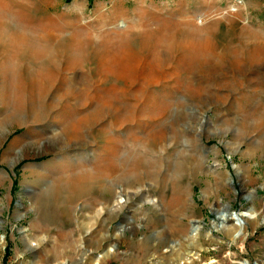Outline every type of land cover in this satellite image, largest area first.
<instances>
[{
	"label": "rangeland",
	"instance_id": "obj_1",
	"mask_svg": "<svg viewBox=\"0 0 264 264\" xmlns=\"http://www.w3.org/2000/svg\"><path fill=\"white\" fill-rule=\"evenodd\" d=\"M0 174V264H264V0H0Z\"/></svg>",
	"mask_w": 264,
	"mask_h": 264
},
{
	"label": "bare ground",
	"instance_id": "obj_2",
	"mask_svg": "<svg viewBox=\"0 0 264 264\" xmlns=\"http://www.w3.org/2000/svg\"><path fill=\"white\" fill-rule=\"evenodd\" d=\"M2 26V25H1ZM14 37V36H13ZM47 38H49V37H47ZM15 39V38H14ZM146 40V39H145ZM144 39H143V41H145ZM16 42V41H15ZM73 42H74V40H73ZM76 43H79V42H76ZM75 44V43H74ZM79 45V44H78ZM70 64L71 65H74L75 64V62L74 61H70ZM35 173H36V171H35ZM34 173V174H35ZM2 178V175L0 174V179ZM76 179L78 178V177H75ZM76 179H73V181H76ZM88 191V189L86 188V190L84 191L85 193ZM167 202V204L168 205H177V203L179 202V198L177 197V196H173V195H171V198L168 200V201H166ZM121 203L118 201L117 202V206H121L120 205ZM163 205H165V204H163ZM166 206V205H165ZM46 208H50V205H47L46 206ZM247 216V215H246ZM234 219L237 221V224L235 225H232L229 229H228V231H229V234L230 235H232V237H233V239L235 240L237 237L235 236V235H240L242 232H244L245 231V227H246V225H247V221L242 217V216H238V215H235V217H234ZM197 230V228H195V231ZM200 233V232H199ZM197 235H193V238H191V239H194V241L196 240V237ZM2 241H3V238L2 237H0V245H1V243H2ZM195 248L196 247H199L200 248V246L199 245H196V246H194ZM195 254H196V252L195 253H193V250H191L190 252H189V254H188V256L189 257H194L195 256ZM187 260V259H186ZM174 264H176V263H174Z\"/></svg>",
	"mask_w": 264,
	"mask_h": 264
}]
</instances>
